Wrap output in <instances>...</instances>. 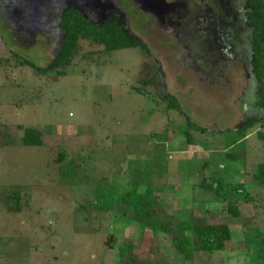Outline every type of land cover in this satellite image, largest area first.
<instances>
[{
  "label": "rangeland",
  "instance_id": "1",
  "mask_svg": "<svg viewBox=\"0 0 264 264\" xmlns=\"http://www.w3.org/2000/svg\"><path fill=\"white\" fill-rule=\"evenodd\" d=\"M129 1L133 20L120 0H0V23L18 56L0 37V264H118L127 244L149 264H252L256 257L248 242L264 230V186L254 180L264 165V111L254 107L259 84L244 1ZM70 7L98 24L116 18L150 55L139 48L108 54L82 42L70 66L58 69L64 75L23 66L20 59L50 66ZM166 97L179 111L168 110ZM186 118L206 130H189L194 144ZM247 118L255 125L241 142L246 166L228 169L224 152L238 145ZM30 128L40 131L41 146L21 145ZM219 178L220 202L204 203L194 187ZM148 185L167 218L227 226L226 249L184 260L170 237L114 208L115 191ZM234 186L243 187L234 200L238 218L228 214Z\"/></svg>",
  "mask_w": 264,
  "mask_h": 264
},
{
  "label": "trees",
  "instance_id": "2",
  "mask_svg": "<svg viewBox=\"0 0 264 264\" xmlns=\"http://www.w3.org/2000/svg\"><path fill=\"white\" fill-rule=\"evenodd\" d=\"M243 1L245 17L248 22L247 25L252 32L250 69L254 80L259 84L255 94L256 102L254 107L260 111H264V0ZM122 4L124 9L127 10L130 19L133 20L131 11L134 12L136 10L133 8L131 9L128 0L122 1ZM129 9L131 10L129 11ZM142 17L143 20L141 21L148 19L145 15ZM3 24L4 22L0 23V37L12 56L18 59V56L13 52L16 51L13 35ZM59 26L63 35L61 48L52 60L50 66L47 68H36L31 62L20 59L23 66H29L39 74H43L50 70L58 72L57 74L59 76L64 75L65 71L60 72L58 69L70 66L79 49V44L82 42H88L92 48H99L101 51L108 54L120 50L139 48L150 55L147 46L124 30L116 19H111L106 23L98 25L83 16L77 9L68 8L62 14ZM138 93L142 95L143 92L139 90ZM166 102L168 110L179 111L178 104L172 97H166ZM154 103L157 104L156 101ZM186 123V140L189 144H194L189 130L199 132H205L206 130L194 125L189 118H186ZM254 125L255 119L247 118L236 132L237 136L240 139L246 138V132L253 128ZM258 137L260 139L264 138L261 134H258ZM241 144L243 143L240 142L238 145L235 144L233 149L224 153V159L227 163L226 168H231V163H237L242 168L246 166V151L244 146L241 147ZM21 145L23 147L41 146L42 135L40 131L33 128L26 129L21 138ZM237 149L240 150V153H236ZM254 180L260 186H264L263 164L258 166L257 172L254 175ZM242 188L240 186H234L229 193L230 203H228V214L233 218H238L240 216V212L235 206L234 200L236 201L237 196L242 194ZM153 189V185H148L144 192H139L136 186L128 192L121 193L115 191L114 208L118 210V212L119 209L123 210V212H127L130 216L129 219L137 223L144 230L170 237L173 249L184 260L191 261L196 253H215L226 249L231 238L227 226L197 225L194 224L191 219L185 221L178 220L177 218L169 219L161 212L156 204ZM222 189V178L214 182L203 179L199 185L194 187L196 193L206 196L204 197V203L207 201L212 203L220 202L222 198L220 197ZM13 196H16V194ZM19 210H21V206L16 202L15 212ZM248 243H252L256 250V257L252 260V264H264V230H259L257 238ZM119 260L118 264H149L139 259L133 253L132 247L128 244L120 248Z\"/></svg>",
  "mask_w": 264,
  "mask_h": 264
},
{
  "label": "flooded vegetation",
  "instance_id": "3",
  "mask_svg": "<svg viewBox=\"0 0 264 264\" xmlns=\"http://www.w3.org/2000/svg\"><path fill=\"white\" fill-rule=\"evenodd\" d=\"M121 2L122 1H124V0H120ZM128 3L130 4V1L128 0ZM122 4V3H121ZM123 5V4H122ZM131 5V4H130ZM122 7H124V6H122ZM70 8H75V7H70ZM134 8V7H133ZM75 9H77V8H75ZM135 9V8H134ZM78 10V9H77ZM122 10H123V8H122ZM78 11H80V10H78ZM81 12V11H80ZM82 13V12H81ZM83 14V13H82ZM144 15V14H143ZM83 16H85L84 14H83ZM146 16V15H145ZM86 17V16H85ZM86 18H88L90 21H92L89 17H86ZM111 19H116V18H111ZM111 19H109V20H111ZM117 20V19H116ZM108 21V20H107ZM106 21V22H107ZM93 23H96V22H94V21H92ZM105 22V23H106ZM96 24H98V23H96ZM101 24H103V23H101ZM120 24V23H119ZM99 25V24H98Z\"/></svg>",
  "mask_w": 264,
  "mask_h": 264
},
{
  "label": "crops",
  "instance_id": "4",
  "mask_svg": "<svg viewBox=\"0 0 264 264\" xmlns=\"http://www.w3.org/2000/svg\"><path fill=\"white\" fill-rule=\"evenodd\" d=\"M247 137H248V136H247ZM247 137H246V138H247ZM246 138L241 139V140L239 141V143L242 142V140L244 141ZM228 150H229V149H228ZM225 151H227V150H225ZM224 153H225V152H224Z\"/></svg>",
  "mask_w": 264,
  "mask_h": 264
}]
</instances>
